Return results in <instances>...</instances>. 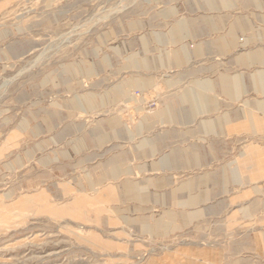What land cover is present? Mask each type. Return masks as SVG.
I'll return each instance as SVG.
<instances>
[{
  "label": "rangeland",
  "instance_id": "374dc122",
  "mask_svg": "<svg viewBox=\"0 0 264 264\" xmlns=\"http://www.w3.org/2000/svg\"><path fill=\"white\" fill-rule=\"evenodd\" d=\"M261 86L264 0H0V264H264Z\"/></svg>",
  "mask_w": 264,
  "mask_h": 264
},
{
  "label": "crops",
  "instance_id": "0c3cea01",
  "mask_svg": "<svg viewBox=\"0 0 264 264\" xmlns=\"http://www.w3.org/2000/svg\"><path fill=\"white\" fill-rule=\"evenodd\" d=\"M178 32H180V35H181L180 37L181 38H185L184 37V33H183L184 31L182 30L181 26H179V31ZM182 55H183L182 57H185V58L187 57V53H182ZM261 87H262V89H264V86H261ZM234 90H237V85H236V87H234ZM252 163H256V162L253 161ZM256 167L257 166L254 165V169L252 170L254 172H252L249 175H253V178L256 177L254 179H259V178L262 179V178H264V166H259V168H256ZM253 178H252V176L250 177V179H253Z\"/></svg>",
  "mask_w": 264,
  "mask_h": 264
}]
</instances>
